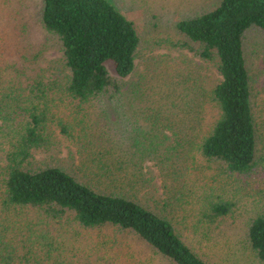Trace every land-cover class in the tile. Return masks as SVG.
<instances>
[{"label": "trees", "instance_id": "trees-1", "mask_svg": "<svg viewBox=\"0 0 264 264\" xmlns=\"http://www.w3.org/2000/svg\"><path fill=\"white\" fill-rule=\"evenodd\" d=\"M24 11L19 0L13 43L0 52L1 221L11 209H36L78 230H98L101 245L109 226L112 236L137 238L172 264H213L191 246L184 232L187 217L183 225L167 214L195 199L191 228H199L202 216L213 225L218 221L215 227L228 224L223 234L229 235L240 222L250 263L264 264V196L256 199L246 187L264 166V0H220L203 7L178 23L177 44L157 42L169 53L148 58L142 70L135 22L106 0H31ZM178 66L193 71L186 92L192 121L178 130L165 123L153 153L135 154L139 158L129 167L133 182L127 183L122 157L109 164L104 155H89V142L97 138L85 139L91 115L121 105L127 89L158 90ZM65 141L76 143L72 171L60 165ZM43 155L57 164L39 165ZM80 164L87 174L78 170ZM214 165L217 171H209ZM211 172L225 178V190L201 196L191 178L200 184ZM241 206L244 218L238 215ZM17 252L8 248L7 264Z\"/></svg>", "mask_w": 264, "mask_h": 264}, {"label": "rangeland", "instance_id": "rangeland-1", "mask_svg": "<svg viewBox=\"0 0 264 264\" xmlns=\"http://www.w3.org/2000/svg\"><path fill=\"white\" fill-rule=\"evenodd\" d=\"M106 1L127 19L135 22L142 40L137 60L139 67L137 68L142 70L148 58L169 53L166 49H160L157 42L172 39V42L178 43L179 39H176V33H178L177 25L179 22L189 19L203 7L218 4L220 0ZM18 2L19 0H0V52H8L9 44L13 43V20ZM30 2L31 0H24V13H28ZM174 55L175 53H172V56ZM108 68L110 73L114 75L113 65L108 64ZM187 69L185 67L181 71V66H178V71L174 72L167 83L162 82L164 85L148 94L141 91L133 94L132 90L127 89L121 96V105H115V107L109 105L110 109L105 107L102 110H97L96 113H92L90 121L93 122L89 131L85 132V139L97 138L94 142H89V155L94 158L104 155L109 158V164H115L116 161H119L118 158L122 157L124 159L123 165H125L123 168L124 180L127 183H132L133 179L130 174L134 172L129 170V167L139 158H136L135 154L153 153L154 143L164 136L160 128L166 123L171 127L173 126L172 129H183L189 127V123L192 121L189 115L191 106L187 103L186 92L191 86L189 85L191 81L189 78L192 76L189 77V73L193 75V71ZM167 72L169 73L170 70ZM210 76L212 79L211 72ZM202 84L197 82L196 85ZM165 103L171 104V106L166 107ZM137 104L139 107H136ZM175 105L178 107L176 108ZM117 107H120L117 109L118 113L116 112ZM85 125L81 126L82 131H84ZM99 137L104 138V140L99 142ZM75 144L71 141H65L61 156L64 161L59 163L63 168L70 171L78 162ZM139 146L140 150H136ZM68 148H71V151ZM38 158L39 165L57 164L44 155ZM142 159L140 158L135 163L136 166L141 165ZM77 168L81 173L87 174L85 172L87 168H84L83 165L80 164ZM217 168L218 166L214 165L209 171H217ZM258 168L256 173L260 178H253L251 183L249 181V184L246 185L250 195L256 199L264 196V166ZM91 169L96 170L97 168L93 166ZM151 171L155 176L158 175L157 169L152 168ZM207 174L206 177L210 180L207 179L200 184H196L195 179L191 178L195 183L194 190L199 191L201 196H204L205 193L209 194L211 191L214 194L223 191L224 183L222 181L224 182L225 178L220 177V172L217 177L212 172ZM156 183L161 197L164 198L161 191V180L157 179ZM225 184H227L226 181ZM227 185L226 189H229L230 186ZM255 198L249 200L254 201ZM153 199L152 197L149 203L154 205ZM174 199L175 196L172 199L173 203L176 202ZM209 202V200L206 201L205 206ZM195 203L197 200L194 199L189 205H184L183 209L172 208V211L169 210L166 213L183 225L185 217H187L186 222H189L190 227L184 232L197 253L204 257V260L213 262V264H251L250 252L247 250L244 241L240 239V235H245L240 222L237 223V229L235 227L230 229L229 235L223 234L224 229L229 227L228 224L222 228L215 227L219 223L218 221L213 225L202 216L200 217L202 222L198 223L199 228H191ZM162 204L163 201H159L156 205L160 210L162 209L161 211L164 210L161 208ZM245 214V206H241L238 215L244 218ZM236 216L235 213L233 218ZM227 219L230 220L231 217ZM180 227H176V229ZM1 230L5 232H0V264H7L5 253L8 252V248L19 251L13 264H21L20 260H24L23 264H172L162 256L156 255L150 246L137 238L126 235L112 236L109 232L111 230L109 226L103 228L108 240L101 245L98 243L101 240L98 236L100 233L98 230H78L75 224L65 225L57 220L54 221L45 212L36 209L23 208L17 211L11 209L4 222L0 219ZM220 234L223 236H219ZM63 248H67V250H63ZM220 248H223V252Z\"/></svg>", "mask_w": 264, "mask_h": 264}]
</instances>
